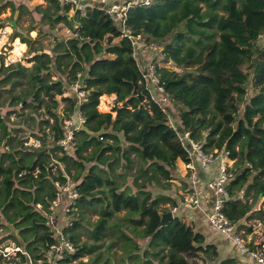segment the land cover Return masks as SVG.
<instances>
[{
    "label": "trees",
    "instance_id": "trees-1",
    "mask_svg": "<svg viewBox=\"0 0 264 264\" xmlns=\"http://www.w3.org/2000/svg\"><path fill=\"white\" fill-rule=\"evenodd\" d=\"M1 1L0 11L10 7L17 17L36 12L40 26L65 28L69 33L52 37L50 55L37 52L41 44L34 46L46 32L37 28L33 16L27 28L12 25L11 39L18 38L28 46V54L35 53L28 58L30 67L20 62L0 65V96L7 94L6 104L13 107L5 114L22 117L30 107L35 112L43 108L49 117L37 121L32 132L39 148L24 146L26 138L9 146L15 131L0 112V137L8 147L0 150L1 239L10 238L33 259L57 243L44 212L55 197V182H64L67 175L75 182L77 198L67 213L71 224L62 228L74 247L64 254V264H106L107 258L99 260L96 252L107 238V250L120 241L127 264H190L188 258L195 257L215 260L216 247L204 244L203 235L180 217L174 215L160 224L168 211L160 205L176 206L173 197L154 194L136 175L134 189L117 181L118 175L126 176L132 169V155L140 161L138 170L149 184L157 180L156 174L172 179L177 160L189 161L169 124V111L150 99L130 39L96 6L87 7L82 15L57 0H45L47 7L36 4L31 9L23 2ZM125 27L159 50L161 58L154 63L164 93L176 109L178 129L187 131L206 153L227 150L234 161L233 178L226 184L229 198L222 207L226 217L245 234L253 229L251 219H258L264 231V209L254 207L258 195L264 197V0H151L128 8ZM35 29L36 36L31 37ZM77 73L87 91L80 103L73 93L65 96ZM112 94L121 103L111 109L114 116L98 110L100 97ZM57 95L66 102L63 115L56 111ZM75 112L84 122L74 132L75 145L64 152L57 141L63 136L64 120ZM119 169L121 174L116 172ZM89 211L97 215L92 222L85 219ZM121 211L124 214L118 215ZM82 228L90 242L80 239ZM141 239L145 240L142 250ZM17 257L0 254V264L26 260L23 253ZM218 264L238 263L225 258Z\"/></svg>",
    "mask_w": 264,
    "mask_h": 264
},
{
    "label": "built area",
    "instance_id": "built-area-1",
    "mask_svg": "<svg viewBox=\"0 0 264 264\" xmlns=\"http://www.w3.org/2000/svg\"><path fill=\"white\" fill-rule=\"evenodd\" d=\"M62 6H69L71 11H78L82 15L85 14L87 7L96 6L103 9L113 21V24L121 31L123 37L130 39L133 49L132 56L135 58L141 73L142 81L149 93L150 99L157 104L159 108L167 111L166 105L169 103L168 96L164 93L163 87L160 83V76L156 70L154 62H148L142 66L138 63L140 49L147 47L141 41L140 37L132 36L130 31L125 27L126 12L129 7L136 5H148L151 0H57ZM77 78L69 85V90L80 103L85 100L87 91L85 84L82 83V75L77 73ZM168 112V111H167ZM169 124L177 131L178 138L187 153L189 158L188 162H183L188 173V181L184 199L180 205L185 208L200 207L201 199L199 187L205 186L213 191L215 196L214 202L211 207L205 210L206 217L209 223L224 236L236 244L239 249L250 255V260L246 264H264V243H256L250 239H244L242 233L237 230L236 225L233 224L222 211L224 202L229 198L226 184L233 178L234 168L232 161L229 158L227 150H213L206 153L201 144L193 140L189 133L184 130L177 129L170 123ZM84 119L78 112V124L72 125L70 119L64 120L63 136L57 141V145L64 152H69L70 148L75 145L74 132L78 131L83 124ZM70 126V127H69ZM2 149L8 147L4 144ZM213 166L216 167L215 174L204 181L201 172L209 171ZM56 192L55 197L49 204L47 210L44 212L45 223L50 227L57 239V243L49 245L42 253L41 257L37 259L31 258L19 246L15 245L13 255L17 257V253L26 255V260L23 264H64L63 258L66 252H72L74 247L62 232L65 225H70L71 221L68 216L73 207V203L77 198V191L75 189V182L65 175L64 182H55ZM40 207V205H37ZM178 205L170 208L172 215L176 212ZM58 211H61L64 219V224L61 227L57 226L56 216ZM62 218V219H63ZM0 254L3 257L9 258L10 253L5 248H0ZM18 258V257H17Z\"/></svg>",
    "mask_w": 264,
    "mask_h": 264
},
{
    "label": "rangeland",
    "instance_id": "rangeland-1",
    "mask_svg": "<svg viewBox=\"0 0 264 264\" xmlns=\"http://www.w3.org/2000/svg\"><path fill=\"white\" fill-rule=\"evenodd\" d=\"M15 5H18L19 2H23L26 4L28 8H33L34 5L40 4L42 7H47L48 2L45 0H11ZM2 1L0 0V4ZM72 12V11H71ZM70 12V14H71ZM35 19V24L37 28H41L44 32H46V37H42L39 41L34 43V46L39 47V45H42V50H39L37 52H45L50 55H52L50 47L52 46L51 39L54 36H66L68 35V31L65 28H62L60 30H52L49 29L47 25H42L40 26L37 23V19L39 18V14L36 12H32L31 14L25 12L20 15V17H17L16 14L12 13L10 7H5L0 11V36L5 35V40L3 41V45L0 48V65L3 64L4 66L10 64V63H15V62H20L22 65L25 67H30L32 65L31 62H28V58H30L35 52H32L30 54L27 53L28 46L25 44V49L22 51L21 56L19 57L18 60L13 61L12 59L9 58L10 51L13 48V42L15 39H11L10 35L12 33V25L14 23H18L20 27L22 28H27L29 24L31 23V17ZM22 33L25 34V31L22 29ZM37 33V29L32 30L30 32L31 37H35ZM23 43V42H22ZM161 56L159 54V50L147 45V47H143L140 49L139 57H138V63L142 66L146 65L148 62H154L157 61L159 62ZM2 76V75H0ZM28 84L26 83L25 79H23V85L22 87H26ZM69 87V86H68ZM248 88V94L252 93V88L250 87V83L247 84ZM19 91V87L15 88V92ZM68 94H72L69 90L67 89ZM7 94L3 93L0 96V112L2 116L5 118V122L7 124V127L13 128L15 131V139L12 140L9 143V146L12 144H16L17 139H25L26 142H23L24 146H33L35 148L40 147V142L37 141L33 136L32 132L33 130L37 129V121H39L41 118H48L49 115H47L46 111L43 108L37 109L36 112L32 108H25L24 109V115L22 117L17 116L15 113H11L6 115L5 112L9 109H13V107L7 106V102L5 101V97ZM108 99L105 101V105L101 107V100L98 105V110L101 112H109L115 105H121L120 102H115V98L111 97V95H105ZM110 97V98H109ZM57 100H59V104L57 106V113L60 115H63L62 113V107L64 105V102L60 100V96H56ZM101 98V97H100ZM25 103V102H24ZM24 103H21L24 104ZM16 108V107H15ZM18 108H16L17 110ZM167 111H169V117H170V123L173 124L177 129L178 123L176 122V109L173 106L171 102H169L166 105ZM33 110L32 117H29V112ZM112 116L115 115L114 111H111ZM72 122V121H71ZM43 126V125H42ZM70 127V126H69ZM6 142V139H3L0 137V150L3 148L2 146ZM134 158V165L132 169L126 171V176L123 175H118L117 176V181L122 182L123 185L129 186L131 189L133 188L132 180L137 176V181L138 182H143L144 181V187L146 189L151 190L154 194H164V195H169L173 197L177 202L180 200H183L185 197L186 193V187H187V180L186 178L188 177V173L186 172V169L184 168L183 162L180 160H177V168L176 170L172 173L173 178L170 180H165L161 174H156L157 180L152 181L150 184L148 181L144 180V177L142 174L139 172V164L140 161L137 159L136 156L132 155ZM232 165H234V161H232ZM119 174H121L123 171L122 170H116ZM249 201H252V198L249 199ZM160 207L167 208L170 210L172 207L169 203L162 204ZM254 207L256 209H264V197L261 195L258 196L257 200L255 201ZM62 212L58 211L57 216L55 218L57 226L61 227L62 224H64V219L62 217ZM124 211H121L118 213V215H123ZM63 218V219H62ZM97 218V215L93 211H89L87 216L85 217L86 220L89 222L94 221ZM249 223L252 225V231L250 232L251 237L253 241L256 243H264V231L261 222L258 219H251ZM85 228L88 226L84 225ZM8 230V229H7ZM4 230H0V239L3 238L4 236ZM243 233V232H242ZM243 238L247 239V234L243 233L242 234ZM114 238V237H113ZM80 239L82 241L90 242L91 240L88 238L87 232L85 229L80 230ZM115 239V238H114ZM245 239V240H246ZM116 240V239H115ZM110 239L107 238L102 242L101 247L98 249L96 254H99V260L106 259V264H127V262L124 260V251L121 248V243L119 240H116V245L109 250H107V245L109 243ZM139 245L141 246V250L145 247V240H138ZM15 242L11 240L10 238H4L1 239L0 241V248H5L8 250L10 253V258L14 257L13 255V250L15 246ZM91 256H94V253L92 255H86L82 258L84 262H86ZM123 256V257H122ZM16 260L20 261V258H16ZM190 264H215V262H212L211 260H204L201 257H195V258H188ZM23 263V262H22ZM21 263V264H22ZM11 264V263H9Z\"/></svg>",
    "mask_w": 264,
    "mask_h": 264
},
{
    "label": "crops",
    "instance_id": "crops-1",
    "mask_svg": "<svg viewBox=\"0 0 264 264\" xmlns=\"http://www.w3.org/2000/svg\"><path fill=\"white\" fill-rule=\"evenodd\" d=\"M67 95L69 94L66 91L65 96ZM112 95L114 98L116 97L115 94H112ZM57 96H60V95H57ZM63 102H64V105L62 107V110L64 106L66 105V102L65 101ZM70 120L72 121V125L78 124V112H75L74 114H72V117ZM183 165L185 168L184 163ZM215 172H216V167L213 166L209 171L201 172L200 174L202 176V179L206 181L207 179L211 178L215 174ZM186 180L188 181V177L186 178ZM199 193H200V199H201L200 207L185 208L183 207V205H180L182 200L181 201L179 200L177 202L178 208L176 212L173 213V216L176 215L180 217L187 225L192 227L195 231H198L199 233H201L204 238V244H211L216 247L218 255L215 260H211L212 262H215V264H218L221 260L225 258H233L236 260L238 264H246L250 260V255L246 252L241 251L236 244H234L230 239L224 236L220 231L216 230L209 223L206 217L205 210L211 207L215 199L213 191L206 188L204 185L203 186L200 185ZM239 231L241 233L242 232L244 233L242 229H239ZM250 234L251 233L247 234V239H250L251 241H253Z\"/></svg>",
    "mask_w": 264,
    "mask_h": 264
},
{
    "label": "bare ground",
    "instance_id": "bare-ground-1",
    "mask_svg": "<svg viewBox=\"0 0 264 264\" xmlns=\"http://www.w3.org/2000/svg\"><path fill=\"white\" fill-rule=\"evenodd\" d=\"M4 40H5V35L4 36H0V48L3 45V41ZM12 46H13V48L10 51L9 58L12 59L13 61H15V60H18L19 57L21 56L22 51L25 49V44L22 43L21 41H19V39L17 38V39L14 40ZM111 97H113V95H111ZM107 99L108 98L105 95L101 96V98H100L101 107H103V105H105V101Z\"/></svg>",
    "mask_w": 264,
    "mask_h": 264
},
{
    "label": "water",
    "instance_id": "water-1",
    "mask_svg": "<svg viewBox=\"0 0 264 264\" xmlns=\"http://www.w3.org/2000/svg\"><path fill=\"white\" fill-rule=\"evenodd\" d=\"M172 217H173L172 212L170 210L166 211L161 215L160 224L164 225L167 222V220H169Z\"/></svg>",
    "mask_w": 264,
    "mask_h": 264
}]
</instances>
